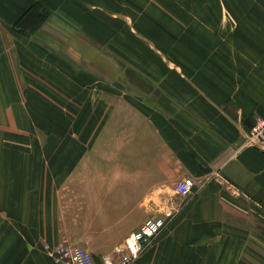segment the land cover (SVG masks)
Listing matches in <instances>:
<instances>
[{"label":"crops","instance_id":"0c3cea01","mask_svg":"<svg viewBox=\"0 0 264 264\" xmlns=\"http://www.w3.org/2000/svg\"><path fill=\"white\" fill-rule=\"evenodd\" d=\"M261 114L264 0H0V264L153 216L135 264H264Z\"/></svg>","mask_w":264,"mask_h":264},{"label":"built area","instance_id":"2783aa9c","mask_svg":"<svg viewBox=\"0 0 264 264\" xmlns=\"http://www.w3.org/2000/svg\"><path fill=\"white\" fill-rule=\"evenodd\" d=\"M245 145L264 150V114L256 115L255 125L247 135ZM173 190L181 197H189L194 192V187L190 181L182 180L174 185ZM167 226L168 222L164 217H150L111 254L100 258L67 237H62L56 244H46L44 252L51 264H135Z\"/></svg>","mask_w":264,"mask_h":264},{"label":"rangeland","instance_id":"374dc122","mask_svg":"<svg viewBox=\"0 0 264 264\" xmlns=\"http://www.w3.org/2000/svg\"><path fill=\"white\" fill-rule=\"evenodd\" d=\"M115 218L117 217L112 216V219ZM134 218L132 217L131 221H127L126 224L118 225L115 231L95 230L94 227L96 228V225L91 226V229L89 228L90 230L86 227L85 233L80 239H82L86 247L96 255L107 254L112 252L116 243L119 244L123 242L127 236L132 233V229L135 227Z\"/></svg>","mask_w":264,"mask_h":264}]
</instances>
